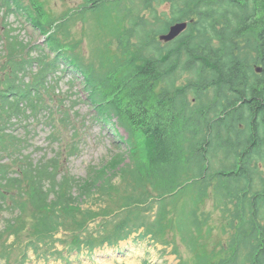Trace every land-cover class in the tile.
Listing matches in <instances>:
<instances>
[{
	"label": "trees",
	"instance_id": "16d2710c",
	"mask_svg": "<svg viewBox=\"0 0 264 264\" xmlns=\"http://www.w3.org/2000/svg\"><path fill=\"white\" fill-rule=\"evenodd\" d=\"M163 2L170 4L173 20L193 18L187 31L168 43L157 41L156 35L166 32L173 21L159 25L157 13L141 20L134 12L154 10ZM123 6L131 12L132 23L128 32L116 36L125 56L104 72L86 63L59 36L67 34L73 12L116 13ZM0 8L6 9L4 17L20 15L24 26L30 24L44 38L43 43L33 40L30 45L11 33L15 28L5 31L10 70L4 71L0 91V211L6 194L12 188L23 189L27 182L34 231L79 198L99 191L107 195L113 181L110 170L117 169L125 181L129 174L140 186L150 184L161 198L191 185L199 187L201 198L211 188L219 206L228 208L231 202L235 207L233 233L224 247L229 253L211 264H264V0H86L61 19L52 17L41 0H0ZM17 47L24 51L19 59ZM33 51L39 54L27 57ZM36 62L41 72L30 84L25 81L26 69ZM256 65H262V72L255 70ZM60 68L71 76V85L84 79L86 100L112 127L116 141L126 145L86 182L78 181V193L69 177L57 180L56 163L35 162L21 152L22 140L9 129L13 118L26 120L45 104L46 76ZM183 72L189 77L178 84ZM3 150L11 161H19L18 175L11 174L9 163L3 161ZM146 186L134 193L132 203L143 205L152 199ZM195 219L190 207L179 223L184 241H191ZM139 220L145 222L142 216Z\"/></svg>",
	"mask_w": 264,
	"mask_h": 264
},
{
	"label": "rangeland",
	"instance_id": "374dc122",
	"mask_svg": "<svg viewBox=\"0 0 264 264\" xmlns=\"http://www.w3.org/2000/svg\"><path fill=\"white\" fill-rule=\"evenodd\" d=\"M41 1L55 19L63 18L64 14L86 2ZM122 3L128 7L129 3ZM127 7H121L116 13L114 9L85 14L73 12L66 24L67 34L59 36L73 45L86 63L104 72L117 61L122 62L125 56L124 47L116 36L123 30L128 32L132 25L129 20L131 12ZM5 10L0 8V91L4 71L10 70L7 63L9 43L4 37L7 27L15 28L11 33L23 43L31 45L33 40L40 43L44 40L30 24L24 26L25 20L20 15L10 13L4 17ZM134 12L140 14L141 20L143 16L151 18L153 13H157L159 25L165 26L166 20L173 21L168 27L184 21L189 27L193 22V18L173 20L174 14L167 2L156 3L154 10L146 8ZM161 34L156 35L157 41H160ZM135 38L132 36L131 43ZM17 48L19 59L24 51ZM38 54L39 51H33L27 57L34 58ZM62 68L57 74L46 76L49 93L42 92L45 104L26 120L13 118L9 129L22 140L21 152L35 162L56 163L57 180L69 177L73 180V191L78 193V181L86 182L85 179L107 164L118 151L126 150V145L116 141L112 127L103 123L86 100L88 92L84 89V79L81 77L71 85V76L67 72L62 73ZM26 72L25 81L31 84L40 75L41 66L36 62ZM178 75L177 83H186L189 74L183 72ZM161 88L160 83L157 92ZM189 98L195 100V95L190 93ZM74 147L77 150L73 154L70 151ZM1 157L9 163L11 174L18 175L15 171L19 161H11L6 150ZM129 160L126 159L133 167ZM262 167L264 169V165ZM116 170H110L113 181L107 195L99 191L93 197L79 198L67 211L61 209L56 215H50L49 222L42 225L41 222L34 231L28 183H23V189L12 188L10 194H6L4 209L0 211V264H211L228 255L230 249L224 250V247L233 233L230 228L235 213L233 203L229 202L228 208L219 206L211 188L200 198L199 187L192 185L161 198L158 190L150 184L140 186L129 174L125 181ZM144 186L152 199L143 205L132 203L134 193L140 192ZM190 207L195 210L196 219L191 225V241L187 242L183 240L179 223L187 217ZM141 216L147 225L140 222ZM155 235L160 240H154Z\"/></svg>",
	"mask_w": 264,
	"mask_h": 264
},
{
	"label": "water",
	"instance_id": "95a60500",
	"mask_svg": "<svg viewBox=\"0 0 264 264\" xmlns=\"http://www.w3.org/2000/svg\"><path fill=\"white\" fill-rule=\"evenodd\" d=\"M188 28V22H176L169 27V30L159 36L160 40L163 42H169L176 39L178 36L181 35L183 31ZM255 70L260 73L262 72L263 68L260 65L255 66Z\"/></svg>",
	"mask_w": 264,
	"mask_h": 264
},
{
	"label": "flooded vegetation",
	"instance_id": "af4514ba",
	"mask_svg": "<svg viewBox=\"0 0 264 264\" xmlns=\"http://www.w3.org/2000/svg\"><path fill=\"white\" fill-rule=\"evenodd\" d=\"M260 66H262V65H260Z\"/></svg>",
	"mask_w": 264,
	"mask_h": 264
}]
</instances>
